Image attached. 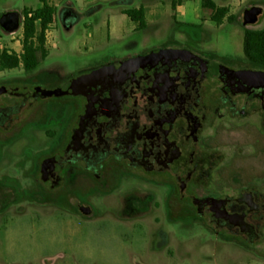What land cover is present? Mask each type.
Listing matches in <instances>:
<instances>
[{"label": "flooded vegetation", "instance_id": "obj_1", "mask_svg": "<svg viewBox=\"0 0 264 264\" xmlns=\"http://www.w3.org/2000/svg\"><path fill=\"white\" fill-rule=\"evenodd\" d=\"M192 27L199 30L196 39L102 60L74 74L48 68L1 81L0 131L9 133L2 142L13 147L32 127L47 139L37 151L29 141L21 146L28 185L88 196L122 188V211L128 197L136 201L148 186L166 218L175 209L180 219H209L216 234L259 239L264 165L252 168L250 178L229 181L224 175L235 172L224 162V141L246 132L249 153L264 160V85L249 76L264 67L219 55L200 38L202 24ZM81 76L75 94L71 86ZM33 108L40 114L31 123ZM14 189L15 179L0 178V190ZM82 207L92 212L85 215ZM77 209L95 212L83 199Z\"/></svg>", "mask_w": 264, "mask_h": 264}, {"label": "rangeland", "instance_id": "obj_2", "mask_svg": "<svg viewBox=\"0 0 264 264\" xmlns=\"http://www.w3.org/2000/svg\"><path fill=\"white\" fill-rule=\"evenodd\" d=\"M145 1L151 12L148 26L134 30L121 10L135 9ZM174 1H183V15L171 11ZM214 1L228 7V17L233 19L215 24L209 10L201 8V0H133L132 4L124 0H54L56 18L49 30V54L35 72L55 68L63 74H74L102 60L196 39L199 30L192 26L198 24H202L199 35L207 48L227 58L244 60V32L264 28V0ZM157 3L160 11L152 8ZM41 5V0H0V19L8 12L21 17L25 9ZM254 6L263 12L256 24L246 26L244 11ZM110 21L115 25L112 33ZM15 31L11 35L0 23L3 45L21 50L22 41L18 44L17 39L22 36V26ZM26 75L22 66L0 71V82ZM39 110L31 109V123L38 118ZM8 135L5 129L0 131V178L7 182L15 179L18 189L0 190V264H264V224L260 238L251 241L226 231L216 234L217 228L209 219H180L175 209L172 217L166 218L165 209L156 205L160 199L150 197L154 191L148 186L141 187L136 201L128 197L127 209L122 211V188L110 195L88 196L87 191L79 189L59 192L28 185L21 146L29 141L37 151L44 148L47 139L32 127L28 137L10 147L2 142ZM248 139V133L239 131L229 133L224 141V162L235 172L224 175L229 181L234 176L250 178L252 168L264 165L263 159L249 153ZM79 199L86 200L94 214L80 213Z\"/></svg>", "mask_w": 264, "mask_h": 264}, {"label": "trees", "instance_id": "obj_3", "mask_svg": "<svg viewBox=\"0 0 264 264\" xmlns=\"http://www.w3.org/2000/svg\"><path fill=\"white\" fill-rule=\"evenodd\" d=\"M43 6L38 9H25L23 15L22 52L20 54L8 53L6 49L0 50V71L23 67L26 72H33L38 65L46 59L49 49L46 45V32L50 30L56 18V7L49 4L48 0H41ZM205 8L211 9V20L221 25L228 17L229 9L219 6L214 0H202ZM123 13L136 22L137 29L148 26L146 10L143 6L138 9H127ZM31 14V16H29ZM191 26L190 24H188ZM243 52L246 61L264 67V28L246 29L244 32Z\"/></svg>", "mask_w": 264, "mask_h": 264}, {"label": "water", "instance_id": "obj_4", "mask_svg": "<svg viewBox=\"0 0 264 264\" xmlns=\"http://www.w3.org/2000/svg\"><path fill=\"white\" fill-rule=\"evenodd\" d=\"M262 12H263L262 8L258 6H254L246 9L244 11L243 24L246 26L256 24ZM0 23L7 32L11 33L20 27L21 17L16 12H8L1 17ZM249 76H251L254 79L256 84L264 85V71H250ZM82 78H83L82 76L78 77L72 83L71 87L75 94L79 93L76 89L79 87ZM4 92H5V87H0V94ZM58 92H59L58 90H53V91L42 90V93H44V95H52V94L58 95L59 94ZM81 210L85 215H89L92 212L90 207H82Z\"/></svg>", "mask_w": 264, "mask_h": 264}, {"label": "crops", "instance_id": "obj_5", "mask_svg": "<svg viewBox=\"0 0 264 264\" xmlns=\"http://www.w3.org/2000/svg\"><path fill=\"white\" fill-rule=\"evenodd\" d=\"M127 4H132L133 3V0H124ZM180 1V0H179ZM54 2V0H51V5H53V6H55V4L53 3ZM43 6V4L40 6V8ZM141 6H143L144 8H145V10H146V20H147V23H149V18H148V16H149V14L151 13H149V8H150V6L148 5V3H146V1L144 2V4H142V5H139V6H137L135 9H138V8H140ZM200 6H201V8L203 9V10H209V12H208V14L211 16V14H212V10L211 9H208V8H205L204 6H203V4H202V0H201V4H200ZM219 6H225V5H219ZM152 8L153 9H155V10H158L159 9V11H160V9H162V7H161V5L159 4V3H157V5H153L152 6ZM66 9L68 10V9H70V5H68L67 7H66ZM124 10H127V9H122L121 10V13H122V15H124V16H127V15H125L124 13H123V11ZM171 11L172 12H174V14H180V15H183L184 14V4H183V1L181 2V3H178V2H173V4L171 5ZM171 11H167V10H165V13H169V12H171ZM128 17V16H127ZM128 19H130L129 17H128ZM130 21V23H131V28L132 29H137V23L136 22H134L133 20H129ZM108 26H109V31H110V33H112V31H114V29H115V25H112V23H111V21L108 23Z\"/></svg>", "mask_w": 264, "mask_h": 264}, {"label": "built area", "instance_id": "obj_6", "mask_svg": "<svg viewBox=\"0 0 264 264\" xmlns=\"http://www.w3.org/2000/svg\"><path fill=\"white\" fill-rule=\"evenodd\" d=\"M50 2H51V0H48L49 4H51ZM29 16H31V14H29ZM23 20H24V17H22V22H21L22 31H23ZM15 33H17V32L14 31V32H11L10 34L14 35ZM12 39H15V37L12 36ZM22 39H23V33H22V36H20V39H17V43L21 44ZM2 42L3 41L1 40V37H0V50L6 49L8 51V53H10V54L13 53V52H16V53L20 54L23 51L22 48H21V50H17L15 48H7L6 46L3 45ZM48 42H49V30L46 32V45H47Z\"/></svg>", "mask_w": 264, "mask_h": 264}]
</instances>
